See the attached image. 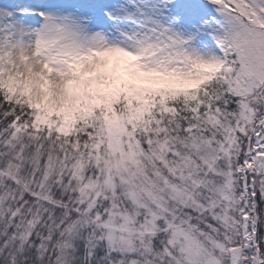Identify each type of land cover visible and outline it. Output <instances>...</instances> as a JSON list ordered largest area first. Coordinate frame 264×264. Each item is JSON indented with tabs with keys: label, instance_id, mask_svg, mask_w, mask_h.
Here are the masks:
<instances>
[{
	"label": "snow or ice",
	"instance_id": "obj_1",
	"mask_svg": "<svg viewBox=\"0 0 264 264\" xmlns=\"http://www.w3.org/2000/svg\"><path fill=\"white\" fill-rule=\"evenodd\" d=\"M0 264H264V0H0Z\"/></svg>",
	"mask_w": 264,
	"mask_h": 264
}]
</instances>
